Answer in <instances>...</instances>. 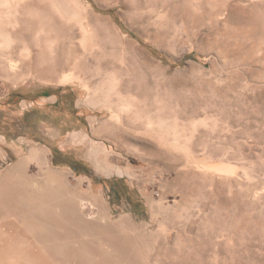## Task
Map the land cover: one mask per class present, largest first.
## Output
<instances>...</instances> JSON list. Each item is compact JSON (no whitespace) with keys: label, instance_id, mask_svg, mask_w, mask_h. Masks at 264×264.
<instances>
[{"label":"rangeland","instance_id":"1","mask_svg":"<svg viewBox=\"0 0 264 264\" xmlns=\"http://www.w3.org/2000/svg\"><path fill=\"white\" fill-rule=\"evenodd\" d=\"M79 1L0 0V185L77 255L2 215L0 264H264V0Z\"/></svg>","mask_w":264,"mask_h":264},{"label":"bare ground","instance_id":"2","mask_svg":"<svg viewBox=\"0 0 264 264\" xmlns=\"http://www.w3.org/2000/svg\"><path fill=\"white\" fill-rule=\"evenodd\" d=\"M62 1L64 2L67 11L74 18H77V20H78V22L80 24L79 27H81L84 31L87 30L90 27L91 28H96V29H98V30L101 31L106 26H109V22L107 20L101 19L100 17L92 14V8H91V5L90 4H87L85 6V5L81 4L79 0H62ZM30 13H31V11H30ZM1 16H2V13H0V20L2 21L3 19H1ZM61 16H62V14H61ZM1 21H0V37H8L9 38L10 37V34H8L7 30H5L1 26V23H3ZM117 36L119 38V42L122 45V48H123L124 52L127 53V54H129L131 58H134L135 59L136 58V49H135V46L131 42L124 43L121 40V37L119 35H117ZM90 95L91 94H89L87 96V99H89ZM124 96H126V95H124ZM120 97H119V100H121ZM31 157L37 161V163H38L39 166H43L45 168V170L47 171L46 174H45L46 180H48V181H51L52 180L51 182H53L55 180V178H54L55 177V173L53 171H51L49 169V167L47 166V157H46L45 152L43 150H35L32 153ZM7 176H9V175H7ZM9 178L11 179V177H9ZM55 182H57V181H55ZM0 186H2V187H0V189L1 188H4V189H2L0 191V193H1L0 194V216H2V215L7 216L6 218H4L5 216L2 218V220H3L2 225L3 226L10 225L12 227V229L15 230V231L16 230H20L21 232H23L27 236H29V235H31L32 237H35L36 236L35 239L38 242H43L45 244V246L47 248V251H49L50 256L55 261L58 260V259H59V261H64V259H66V257L67 258H71L72 260H77V255L76 254H74V253H70V254L67 253V250H66L65 245L56 244L55 242L57 240L54 242V239L55 238H58L60 240V238L62 239V237L66 234V233L61 232L60 229L57 230V228H58L57 226H59L60 222H62V221L59 220V218L55 217L54 220H52V222H53V224H54V226L56 228L55 232H52V233L46 232V233H44L43 230L41 229L42 232H40L38 235H35L34 236L32 234V231L30 229L29 230L31 232H29V230H25L24 228H26V229H28V228H32V229L33 228H38L39 227L38 226L39 224L37 225L35 223V220H36L35 217H38L41 213L40 214H38V213L33 214L35 212V209L32 206L30 207L29 204L28 205L21 206L18 203L19 201L16 199V197H17L16 196L17 195V189H16V187H14V185L11 184L9 186V188L8 187L5 188V187H3V185H0ZM23 211H25V212H31L33 215H31V217H28V216L25 215V213ZM0 222H1V219H0ZM106 226H108V225H106ZM112 227L114 228L115 226H112ZM120 230H122V229L120 228ZM141 234L143 235V233H141ZM126 235H128V234H126ZM21 238H23V237H21ZM140 239H142V238H140ZM10 241H13V240H10ZM75 249H76V247H75ZM78 257H79V255H78Z\"/></svg>","mask_w":264,"mask_h":264},{"label":"trees","instance_id":"3","mask_svg":"<svg viewBox=\"0 0 264 264\" xmlns=\"http://www.w3.org/2000/svg\"><path fill=\"white\" fill-rule=\"evenodd\" d=\"M151 51L153 53H157V50H155V49H152ZM42 134L45 135L44 132ZM56 155L57 156H62L63 159L57 160L56 159ZM52 160H53V162L55 164L68 165L73 170H75L76 172H81V169L79 167H81V165H83V162H81L80 160L73 159L72 157H70L68 155H65V154H62L61 151H57V150H54ZM108 183H109V193H108L109 194V202L111 204H113L115 202H118L122 198L121 194L119 193V191H120L119 189H120L121 186H120L119 180L116 179V178L108 180ZM127 200L130 201L129 197L127 198ZM141 214L143 216H145V211L143 209H142Z\"/></svg>","mask_w":264,"mask_h":264}]
</instances>
